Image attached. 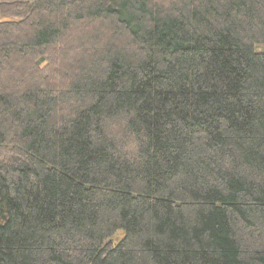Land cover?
<instances>
[{
	"label": "trees",
	"instance_id": "obj_1",
	"mask_svg": "<svg viewBox=\"0 0 264 264\" xmlns=\"http://www.w3.org/2000/svg\"><path fill=\"white\" fill-rule=\"evenodd\" d=\"M0 16V264H264V0Z\"/></svg>",
	"mask_w": 264,
	"mask_h": 264
},
{
	"label": "rangeland",
	"instance_id": "obj_2",
	"mask_svg": "<svg viewBox=\"0 0 264 264\" xmlns=\"http://www.w3.org/2000/svg\"><path fill=\"white\" fill-rule=\"evenodd\" d=\"M3 20V18L0 16V21Z\"/></svg>",
	"mask_w": 264,
	"mask_h": 264
}]
</instances>
